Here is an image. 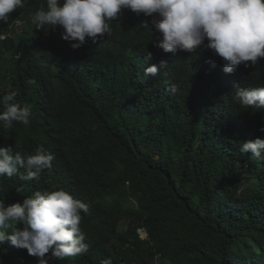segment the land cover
Returning <instances> with one entry per match:
<instances>
[{
    "label": "trees",
    "instance_id": "1",
    "mask_svg": "<svg viewBox=\"0 0 264 264\" xmlns=\"http://www.w3.org/2000/svg\"><path fill=\"white\" fill-rule=\"evenodd\" d=\"M42 6L28 0L0 24V97L15 93L12 103L32 110L28 126L0 123V147L22 156L42 147L55 160L38 181L0 179V201L64 190L55 172L73 175L92 243L63 261L49 253V264H264V161L239 152L264 139V109L233 101L237 85L264 87V59L226 74L208 50L164 53L158 16L127 9L110 34L73 50L62 28L35 29ZM161 61L156 77L144 76ZM0 264L38 258L5 242Z\"/></svg>",
    "mask_w": 264,
    "mask_h": 264
},
{
    "label": "clouds",
    "instance_id": "2",
    "mask_svg": "<svg viewBox=\"0 0 264 264\" xmlns=\"http://www.w3.org/2000/svg\"><path fill=\"white\" fill-rule=\"evenodd\" d=\"M27 3L0 0V24H7L10 14ZM125 9L146 17L158 16L152 21L161 36L155 46L164 53L208 50L222 58L226 74L264 59V0H46V10L42 6L32 14L31 23L37 30L62 28L61 39L78 50L88 40L96 43L110 34L111 23ZM142 27L147 29L148 24ZM151 58L148 53L147 59ZM166 67L165 61L153 64L145 69L144 76L156 77ZM169 90L175 94L178 86L172 84ZM15 95L0 97V123L4 128L10 129L15 123L28 126L31 122V106L12 103ZM233 101L241 107L264 109V87L237 85ZM239 152H250L253 158L264 161V139L243 142ZM54 160L55 156L42 147L27 156L14 154L11 146L0 147V179L19 175L21 180L38 181L45 171L51 173ZM21 169L25 174L20 173ZM55 173H59L60 184L67 186L64 190H36L8 207L0 201V245L8 242L17 249H26L28 255L38 258V264H49V253L60 261L83 256L92 243H85L86 234L80 226L81 213L87 214L89 205L75 199L77 194L72 196L75 178L66 170ZM137 234L147 239L144 229H138ZM102 264L112 261L104 260Z\"/></svg>",
    "mask_w": 264,
    "mask_h": 264
}]
</instances>
